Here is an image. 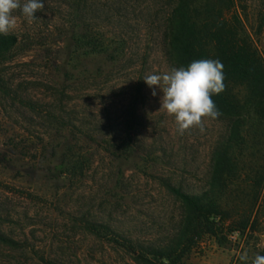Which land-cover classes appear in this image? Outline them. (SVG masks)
Masks as SVG:
<instances>
[{
    "label": "rangeland",
    "instance_id": "obj_1",
    "mask_svg": "<svg viewBox=\"0 0 264 264\" xmlns=\"http://www.w3.org/2000/svg\"><path fill=\"white\" fill-rule=\"evenodd\" d=\"M236 2L264 57V0ZM43 3L32 21L13 13L18 44L0 57V232L20 244H0V264H139L185 214L164 183L202 191L229 121L179 134L144 83L175 67L167 0ZM257 254L264 209L256 231L206 236L181 264Z\"/></svg>",
    "mask_w": 264,
    "mask_h": 264
},
{
    "label": "trees",
    "instance_id": "obj_2",
    "mask_svg": "<svg viewBox=\"0 0 264 264\" xmlns=\"http://www.w3.org/2000/svg\"><path fill=\"white\" fill-rule=\"evenodd\" d=\"M167 1L170 59L175 67L201 59L222 64L223 90L212 100L229 125L214 149L202 191L191 193L164 183L185 214L174 238L140 252L139 264H181L206 236L256 231L264 209V57L244 31L236 0ZM17 44L16 35H0V57ZM0 244L20 246L1 232Z\"/></svg>",
    "mask_w": 264,
    "mask_h": 264
},
{
    "label": "clouds",
    "instance_id": "obj_3",
    "mask_svg": "<svg viewBox=\"0 0 264 264\" xmlns=\"http://www.w3.org/2000/svg\"><path fill=\"white\" fill-rule=\"evenodd\" d=\"M44 8L43 0H0V35H7L16 27L17 10L28 21L36 19L35 13ZM222 64L218 60L201 59L192 61L187 67H172L163 73L146 74L144 83L162 93L159 111L174 117L176 131L183 134L193 127L202 129L203 120L215 119L219 115L212 96L223 90ZM248 261L247 253L240 257ZM251 264H264V255H255Z\"/></svg>",
    "mask_w": 264,
    "mask_h": 264
}]
</instances>
